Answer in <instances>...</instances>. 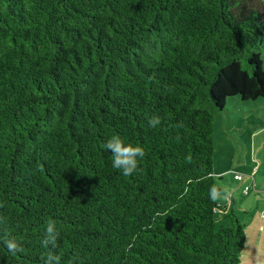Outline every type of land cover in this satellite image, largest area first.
<instances>
[{
	"label": "trees",
	"instance_id": "16d2710c",
	"mask_svg": "<svg viewBox=\"0 0 264 264\" xmlns=\"http://www.w3.org/2000/svg\"><path fill=\"white\" fill-rule=\"evenodd\" d=\"M262 55L264 0H0V264H239L214 121Z\"/></svg>",
	"mask_w": 264,
	"mask_h": 264
},
{
	"label": "rangeland",
	"instance_id": "374dc122",
	"mask_svg": "<svg viewBox=\"0 0 264 264\" xmlns=\"http://www.w3.org/2000/svg\"><path fill=\"white\" fill-rule=\"evenodd\" d=\"M261 60L264 69V55ZM235 174L242 175L243 182H236ZM214 176L215 187L220 191L217 201L234 202L235 215L245 226L239 264H251V241L254 229H258L255 223L264 212V98L226 100L225 109L214 121ZM216 220L217 227L227 224L219 211Z\"/></svg>",
	"mask_w": 264,
	"mask_h": 264
},
{
	"label": "clouds",
	"instance_id": "9594fccd",
	"mask_svg": "<svg viewBox=\"0 0 264 264\" xmlns=\"http://www.w3.org/2000/svg\"><path fill=\"white\" fill-rule=\"evenodd\" d=\"M160 124L159 117H152L149 126L155 128ZM103 149L111 157V167L122 173L124 176L133 175L139 166V161L144 156V149L130 143L119 134L109 136L103 144ZM51 231V228L49 229ZM10 249L16 248L15 242H8Z\"/></svg>",
	"mask_w": 264,
	"mask_h": 264
},
{
	"label": "crops",
	"instance_id": "0c3cea01",
	"mask_svg": "<svg viewBox=\"0 0 264 264\" xmlns=\"http://www.w3.org/2000/svg\"><path fill=\"white\" fill-rule=\"evenodd\" d=\"M222 208L225 209L224 213L234 212L233 204L234 202H218ZM259 220H260V226H259ZM257 220L256 227L258 228L257 230L254 229L253 232V241L254 243V251L252 253L251 259L252 263L251 264H264V252H263V246H264V212L260 215V219Z\"/></svg>",
	"mask_w": 264,
	"mask_h": 264
},
{
	"label": "built area",
	"instance_id": "2783aa9c",
	"mask_svg": "<svg viewBox=\"0 0 264 264\" xmlns=\"http://www.w3.org/2000/svg\"><path fill=\"white\" fill-rule=\"evenodd\" d=\"M234 180L236 181V182H243V176L242 175H239V174H235L234 175ZM248 194V189H245L244 190V195H247Z\"/></svg>",
	"mask_w": 264,
	"mask_h": 264
}]
</instances>
